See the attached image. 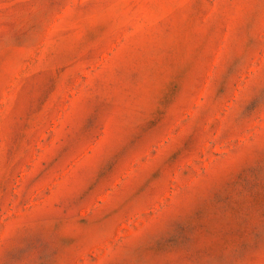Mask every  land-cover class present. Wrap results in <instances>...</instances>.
<instances>
[{"label": "rangeland", "instance_id": "374dc122", "mask_svg": "<svg viewBox=\"0 0 264 264\" xmlns=\"http://www.w3.org/2000/svg\"><path fill=\"white\" fill-rule=\"evenodd\" d=\"M262 94L264 0H0V264H264Z\"/></svg>", "mask_w": 264, "mask_h": 264}, {"label": "snow or ice", "instance_id": "6c2138e0", "mask_svg": "<svg viewBox=\"0 0 264 264\" xmlns=\"http://www.w3.org/2000/svg\"><path fill=\"white\" fill-rule=\"evenodd\" d=\"M257 103L264 104V94H262L258 99H254L252 104L255 106ZM102 107L96 109V113L93 116H90L87 121L85 128L82 130V135H87L92 127L95 125V120L98 118L99 113L101 112Z\"/></svg>", "mask_w": 264, "mask_h": 264}]
</instances>
